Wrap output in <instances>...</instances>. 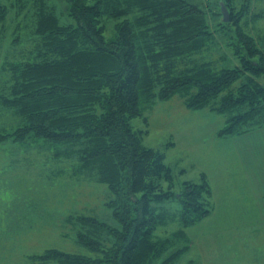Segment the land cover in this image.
Here are the masks:
<instances>
[{
  "label": "trees",
  "instance_id": "16d2710c",
  "mask_svg": "<svg viewBox=\"0 0 264 264\" xmlns=\"http://www.w3.org/2000/svg\"><path fill=\"white\" fill-rule=\"evenodd\" d=\"M65 1L73 20L68 25L59 24L44 0L12 5L20 13L30 6L37 39L27 59L7 66L10 84L2 102L23 119L7 137L78 146L82 167L110 190L108 205L119 228L81 215L76 220L89 230L76 233L77 243L95 257L50 248L33 258L54 264H166L176 253L157 260L176 244L173 236L210 214L211 189L201 173L199 182L183 181L176 191L165 153L145 146L147 131L135 130L130 120L141 115L143 103L178 95L189 110L228 114L220 137L264 127V51L240 26L250 1L220 0L235 26L232 46L238 65L232 68L199 60L212 32L207 12L196 3ZM7 12L0 5V26ZM109 19L113 35L106 38ZM172 200L181 206L178 213L162 205ZM175 221L182 229L157 235ZM98 226L113 236L110 244L89 236Z\"/></svg>",
  "mask_w": 264,
  "mask_h": 264
},
{
  "label": "rangeland",
  "instance_id": "374dc122",
  "mask_svg": "<svg viewBox=\"0 0 264 264\" xmlns=\"http://www.w3.org/2000/svg\"><path fill=\"white\" fill-rule=\"evenodd\" d=\"M44 1L46 8L53 9L60 25L73 23L65 0ZM188 1L207 12L212 32V37L205 43V50L199 54V60L217 61L221 68L238 65L232 46L236 36L235 26L228 21L220 29L218 24L222 23V14H214L221 11V1ZM249 1V12L241 19L240 26L254 37L258 47L264 51V0ZM14 3L15 0H0V5L8 10L6 20L0 26V239L6 243L15 234L22 237L25 233L38 230L41 233L31 246L32 251H29L36 256L54 248L95 257L96 253L77 243L76 233L79 230L85 233L89 228L76 218L81 215L95 217L99 223L119 228L113 217V208L108 205L112 195L107 185L97 182L82 167L78 146L65 147L42 138L15 141L14 135L7 137L23 125L22 117L2 102L10 84L7 66L27 59L37 39L33 33L30 6L27 4V9L20 13L16 6H12ZM113 23L110 19L105 20L106 38L113 35ZM185 109L182 99L174 95L169 100L143 103L141 115L130 120L135 130L147 131L143 140L145 146L165 153V163L171 169L176 191L180 190L183 181L199 182L201 173L205 174L211 189L210 214L183 228V234L174 235L176 244H171L157 262L176 253L173 261L168 260L166 264H264V239L252 250L251 243L255 242L256 236L253 235L249 242L246 235H241L240 229L231 223L239 219V211L234 206L238 205L240 191L243 193L244 189L235 157L229 151L228 139L218 135L226 126L228 114L212 112L209 115L206 108L202 112ZM32 205L60 210L55 217V227H49L51 222L47 220L39 225L40 222L35 219L24 221L21 228H4L5 221L14 216L15 209ZM162 205L175 213L181 209L177 200ZM69 212L70 222L65 223ZM34 221L36 227L32 223ZM180 229L181 225L175 221L159 229L157 235L170 236V233ZM89 236L102 245L114 240L100 226ZM244 242L247 244L244 245ZM18 248L22 245L19 244ZM25 248L30 250L28 245ZM23 252L22 249L9 256L0 255V264H26L20 255Z\"/></svg>",
  "mask_w": 264,
  "mask_h": 264
},
{
  "label": "crops",
  "instance_id": "0c3cea01",
  "mask_svg": "<svg viewBox=\"0 0 264 264\" xmlns=\"http://www.w3.org/2000/svg\"><path fill=\"white\" fill-rule=\"evenodd\" d=\"M190 111L202 112L203 109ZM207 112L211 115L212 112L216 111L207 110ZM216 113L218 114V112ZM227 139L229 151L234 155L238 165V171L244 189L243 193L240 191L241 195L238 199V205L234 206L236 208L235 210L239 211V219L237 221H231V223L233 227L240 229L241 235H246L249 242L256 236L254 239L255 242L251 243V247H253L251 249L255 250V247L261 245L264 239V127L243 135L229 136ZM59 212L60 210L53 207L33 205L19 207L14 210L12 219L5 221L4 228H21L24 225V221L29 222L35 219L37 222H40L39 225L44 224L47 220L51 222L49 223V227L51 225L55 227V217L60 214ZM67 215L65 223L70 222V212ZM36 221L32 222L35 225L34 227H36ZM40 233L38 230H32L29 234L25 233L26 235H21L22 237H20V234H15L13 236L14 238L6 243L3 242V239H0V255L3 256L6 254L9 256L17 252V250L23 249L24 252L20 253V255L26 264H44V262L36 261L33 258L36 256V253L29 252L32 251L31 246L35 244V239L39 237ZM19 244L22 245V248H18ZM245 244L247 243L244 242ZM9 245H13V247ZM27 245L30 247V250L25 248ZM4 250L6 252H3ZM8 256L4 257L7 258Z\"/></svg>",
  "mask_w": 264,
  "mask_h": 264
},
{
  "label": "water",
  "instance_id": "95a60500",
  "mask_svg": "<svg viewBox=\"0 0 264 264\" xmlns=\"http://www.w3.org/2000/svg\"><path fill=\"white\" fill-rule=\"evenodd\" d=\"M221 14H222V22H228L229 21V13L226 7L224 6L223 2H221Z\"/></svg>",
  "mask_w": 264,
  "mask_h": 264
}]
</instances>
